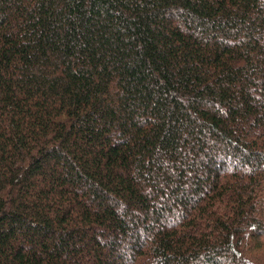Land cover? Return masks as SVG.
<instances>
[{
    "label": "trees",
    "instance_id": "16d2710c",
    "mask_svg": "<svg viewBox=\"0 0 264 264\" xmlns=\"http://www.w3.org/2000/svg\"><path fill=\"white\" fill-rule=\"evenodd\" d=\"M0 264H264V0H0Z\"/></svg>",
    "mask_w": 264,
    "mask_h": 264
}]
</instances>
